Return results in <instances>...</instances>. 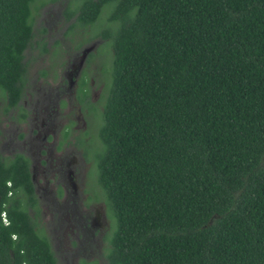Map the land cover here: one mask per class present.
Here are the masks:
<instances>
[{
  "label": "trees",
  "instance_id": "16d2710c",
  "mask_svg": "<svg viewBox=\"0 0 264 264\" xmlns=\"http://www.w3.org/2000/svg\"><path fill=\"white\" fill-rule=\"evenodd\" d=\"M55 1L0 0L10 119L33 14ZM70 2L67 29L95 26L111 50L91 159L108 264H264V0ZM39 215L27 156L0 153V264H59Z\"/></svg>",
  "mask_w": 264,
  "mask_h": 264
},
{
  "label": "rangeland",
  "instance_id": "374dc122",
  "mask_svg": "<svg viewBox=\"0 0 264 264\" xmlns=\"http://www.w3.org/2000/svg\"><path fill=\"white\" fill-rule=\"evenodd\" d=\"M68 1L71 8L70 0H57L33 14L35 42L24 53L27 78L20 99L28 118L11 121L0 112V153L22 152L30 159L39 226L57 262L108 264L104 239L108 221L91 159L98 147L97 113L105 93L102 73L111 50L98 36L88 39L95 26L67 29L74 20H66L63 13ZM107 10L103 8L101 16ZM82 75L95 111L75 96Z\"/></svg>",
  "mask_w": 264,
  "mask_h": 264
},
{
  "label": "flooded vegetation",
  "instance_id": "af4514ba",
  "mask_svg": "<svg viewBox=\"0 0 264 264\" xmlns=\"http://www.w3.org/2000/svg\"><path fill=\"white\" fill-rule=\"evenodd\" d=\"M76 96V95H75ZM78 100V99H77ZM19 103H20V101H19ZM23 109V108H22ZM24 110V112H25V116L23 117V118H20V119H26V118H28V113L26 112V110L25 109H23ZM11 112V111H10ZM10 114V113H9ZM8 114V115H9ZM11 114L12 115H14V116H16L17 115V112H15V111H12L11 112ZM9 118V117H8ZM10 119V118H9ZM11 121H14L15 119H10ZM14 153V152H13ZM12 153V154H13ZM20 153H22V152H20ZM23 154V153H22ZM11 155V154H10ZM25 155V154H24ZM9 156V155H8ZM26 156V155H25ZM28 158V157H27ZM28 160H29V171H30V177H31V181H32V183H33V179H32V174H31V169H30V165H31V163H30V159L28 158ZM33 187H34V193H35V186H34V184H33ZM35 196H36V194H35ZM36 198H37V196H36ZM37 206H39V201H38V198H37ZM39 213H40V207H39Z\"/></svg>",
  "mask_w": 264,
  "mask_h": 264
}]
</instances>
